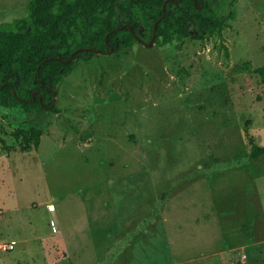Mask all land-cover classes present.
Wrapping results in <instances>:
<instances>
[{"label":"rangeland","instance_id":"374dc122","mask_svg":"<svg viewBox=\"0 0 264 264\" xmlns=\"http://www.w3.org/2000/svg\"><path fill=\"white\" fill-rule=\"evenodd\" d=\"M227 1L218 36L76 59L50 108L0 107V264H264V0Z\"/></svg>","mask_w":264,"mask_h":264},{"label":"trees","instance_id":"16d2710c","mask_svg":"<svg viewBox=\"0 0 264 264\" xmlns=\"http://www.w3.org/2000/svg\"><path fill=\"white\" fill-rule=\"evenodd\" d=\"M28 11L26 19L0 26V107L27 112L52 106L76 59L131 49L135 35L149 42L155 23L159 46L204 40L220 35L234 15L227 0H31ZM256 72L264 81V65ZM11 135L31 150L42 131L16 128ZM4 146L0 135V150ZM262 156L264 145L253 143L248 157Z\"/></svg>","mask_w":264,"mask_h":264},{"label":"built area","instance_id":"2783aa9c","mask_svg":"<svg viewBox=\"0 0 264 264\" xmlns=\"http://www.w3.org/2000/svg\"><path fill=\"white\" fill-rule=\"evenodd\" d=\"M51 209H52V205H47V210L52 211ZM50 224H51L52 232L54 233V235H58L57 233L60 232V226L56 225L53 220L50 221ZM0 248L2 250H5V251L12 250L14 248V245H13V243H10V244H1L0 243ZM242 264H246V261L242 260Z\"/></svg>","mask_w":264,"mask_h":264},{"label":"water","instance_id":"95a60500","mask_svg":"<svg viewBox=\"0 0 264 264\" xmlns=\"http://www.w3.org/2000/svg\"><path fill=\"white\" fill-rule=\"evenodd\" d=\"M155 25H156V23L154 24V31H153L152 37H151L150 41H149L148 43L145 44L146 46H151V45L154 43V39H155V35H156V32H155ZM135 37H136V39L138 40V42H140V43H144V41H143L138 35H135ZM81 50L91 51L92 49H89V48H82ZM110 50L112 51V48H111ZM96 53H98V52L96 51ZM72 58H73V54H71V56H70V59H72ZM68 61H69V60H68Z\"/></svg>","mask_w":264,"mask_h":264}]
</instances>
